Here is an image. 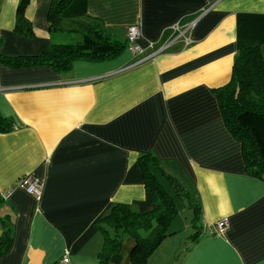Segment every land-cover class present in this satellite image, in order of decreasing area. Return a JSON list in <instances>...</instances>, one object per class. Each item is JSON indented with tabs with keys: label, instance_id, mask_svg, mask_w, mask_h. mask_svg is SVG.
I'll use <instances>...</instances> for the list:
<instances>
[{
	"label": "crops",
	"instance_id": "0c3cea01",
	"mask_svg": "<svg viewBox=\"0 0 264 264\" xmlns=\"http://www.w3.org/2000/svg\"><path fill=\"white\" fill-rule=\"evenodd\" d=\"M51 1H28L35 32L28 38L14 31L19 0H0L4 55H38L52 41L78 38L50 30ZM206 9L190 45L176 42L136 66L126 49L109 60H76L67 72L0 63V113L16 125L0 131V193L9 192L0 198V233L2 218L12 228L0 264H54L65 252L69 264H98L99 221L110 206H156L143 154L181 182L202 218L191 241L194 210L176 203L170 234L146 264H264V182L246 173L215 94L240 49L258 46L264 55V0H71L61 15L98 21L124 42L127 26L138 23L145 46ZM28 173L42 183L40 199L18 184ZM222 218L229 227L217 234L213 223ZM133 246L125 235L108 264H131Z\"/></svg>",
	"mask_w": 264,
	"mask_h": 264
},
{
	"label": "trees",
	"instance_id": "16d2710c",
	"mask_svg": "<svg viewBox=\"0 0 264 264\" xmlns=\"http://www.w3.org/2000/svg\"><path fill=\"white\" fill-rule=\"evenodd\" d=\"M28 1L18 2L14 31L33 38V24L25 15ZM70 2L52 0L47 19L52 32L76 33L77 39L52 41L48 49L38 55L11 57L1 52L0 38V63L15 68L42 64L67 72L76 60H109L125 49L126 41L114 37L98 21L79 18L65 20L61 14ZM215 94L226 127L241 142L246 173L264 182V55L258 46L242 48L235 54L230 79L217 88ZM14 126L12 118L0 113V131H10ZM140 160L144 182L156 206L150 211L139 212L127 204H112L99 221L102 223L99 228L103 243L98 253V264H108L111 255L121 250L125 235L134 239L130 253L131 264H146L150 253L170 234L168 226L177 214L178 207L173 194L163 185L162 178L173 189L175 196L184 199L186 205L194 210L191 223L193 231L188 238L193 241L201 231L200 207L193 202L194 198L181 182L164 172L154 155L143 154ZM2 223L0 255L8 250L12 231L3 218Z\"/></svg>",
	"mask_w": 264,
	"mask_h": 264
},
{
	"label": "built area",
	"instance_id": "2783aa9c",
	"mask_svg": "<svg viewBox=\"0 0 264 264\" xmlns=\"http://www.w3.org/2000/svg\"><path fill=\"white\" fill-rule=\"evenodd\" d=\"M208 9L202 10V12L195 18L186 21H176L167 26L169 32L168 37L163 41H151L149 40L145 46L140 44L142 36L141 26L138 23L131 24L126 28L125 49L131 54L132 62L129 66H136L148 60L155 59L160 53L168 50L174 43L182 42L183 45L188 46L194 40L192 38V32L196 27L200 18L206 13ZM98 76L94 79L100 78ZM16 126V125H15ZM14 126V127H15ZM19 186H21L27 193L33 195L36 199H40L42 195V183L33 174H24L19 178ZM9 192L0 193V198L6 199ZM214 232L217 234H223L229 227L228 218H222L213 223ZM70 259L68 252H65L61 258L54 264H69Z\"/></svg>",
	"mask_w": 264,
	"mask_h": 264
},
{
	"label": "rangeland",
	"instance_id": "374dc122",
	"mask_svg": "<svg viewBox=\"0 0 264 264\" xmlns=\"http://www.w3.org/2000/svg\"><path fill=\"white\" fill-rule=\"evenodd\" d=\"M162 183H163V185L171 192V194H173V195H175L174 194V191H173V189H171L168 185H167V183L165 182V181H163L162 180ZM176 197V203H178V206L181 208L182 207V205H183V203H185L186 201L184 200V199H181V198H179V197H177V196H175ZM186 204V203H185ZM187 215V211L184 213V216H186ZM186 217H188V216H186ZM190 220V219H189ZM190 222H188V225H190L189 224ZM189 231L190 232H192V228L191 227H189Z\"/></svg>",
	"mask_w": 264,
	"mask_h": 264
}]
</instances>
